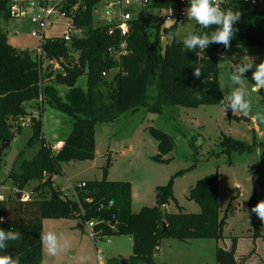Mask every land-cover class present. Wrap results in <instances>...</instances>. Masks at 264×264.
<instances>
[{
  "label": "trees",
  "instance_id": "16d2710c",
  "mask_svg": "<svg viewBox=\"0 0 264 264\" xmlns=\"http://www.w3.org/2000/svg\"><path fill=\"white\" fill-rule=\"evenodd\" d=\"M101 1L66 0L68 10L78 4L74 24L81 29L82 36L73 37L69 44L62 38L49 39L45 43L47 57L60 60L64 70L52 78L51 73H40L38 64L28 51L18 50L8 43L2 23L10 18L9 1L0 0V146L6 139L10 140V145L21 133L19 120L29 114L28 104L39 102L40 98L72 118L70 133L58 139L63 141V145L55 151L44 137L41 116H32V135L26 148L14 160L9 178L22 193L29 183L38 181L31 190L33 197L23 200L15 193L13 197L0 198V217L4 218L0 228L21 233V239L9 242L3 252L18 258L20 264H43L40 233L44 231L43 220L46 218H75L84 226L87 220L95 219L99 222L94 229H101L103 236H130L131 255L125 260L113 258L108 264H155L156 248L164 238L182 241L226 238L223 230L227 213L221 214L217 172L202 177L190 189L189 198L199 204L200 211H167L165 215L161 206L169 205L171 200L178 202L173 195L172 179L156 188L155 206L134 212L132 183L108 179L106 175L110 162L103 168L102 179L85 180V186L76 187L77 199L65 198L61 189L55 186L54 176L62 173L63 162L94 158L97 124L114 122L124 113L140 108L162 113L165 105L198 107L220 104L224 96L219 65V54L225 49L222 44L212 43L204 52L197 49L182 53L183 40L174 38L169 43H163L164 36L177 33L179 24L161 29V21L152 26L142 10L129 22L130 29L125 37L128 54L115 59L108 50L119 45L124 37L114 23L94 26V9ZM180 4L181 0H150L148 5L162 9ZM227 8L242 12L239 22L234 25L238 31L231 46H264V6L251 8L239 0H230ZM214 30L215 26L204 29V32L210 34ZM198 63L205 66L199 79L193 76ZM116 67L119 71L107 80L106 75ZM84 73L87 74V89L77 85ZM56 84L67 86L64 97ZM152 87L156 89L154 93L150 92ZM228 117L249 121L248 117L237 116L230 109ZM150 132L159 142L160 153L153 158L167 161L162 154L174 148L172 136L155 127H150ZM35 144H39L36 154L25 158L26 149ZM219 145L221 152L230 155V163L233 152L243 154L257 147L264 152V142L247 144L226 135ZM2 155L3 152L0 153V168ZM234 198L232 196L231 200ZM250 204L254 206L252 199ZM164 222L166 230L163 229ZM252 226V237L264 239L260 230L261 221L255 213ZM238 240V237H232L228 249L218 246V264H241L236 257ZM254 252L255 248L250 251Z\"/></svg>",
  "mask_w": 264,
  "mask_h": 264
},
{
  "label": "rangeland",
  "instance_id": "374dc122",
  "mask_svg": "<svg viewBox=\"0 0 264 264\" xmlns=\"http://www.w3.org/2000/svg\"><path fill=\"white\" fill-rule=\"evenodd\" d=\"M108 1L119 0H102L97 4L93 14L94 26L116 23L125 11L135 17L142 10L147 22L154 26L161 22L159 16L164 12L162 9L143 5L141 0H132L129 5H115L111 15L102 18V12L107 10ZM169 26L170 24L165 22L161 29ZM2 27L7 34L8 43L14 48L33 53L38 46V39L32 35L36 26L30 20L10 17L8 21L2 23ZM193 29L191 21L179 24L175 39L183 40L189 32H193ZM62 31L63 28L57 29L59 35L63 33ZM48 33H52V30ZM172 40L169 35L163 37L164 44ZM248 58L259 64L264 60V46L234 45L219 54L220 82L224 96L234 87L230 77L236 65L246 62ZM57 62L58 60H54L50 63L46 60L43 75L51 73L53 78L58 72H63L62 66ZM118 71V67L110 71L106 75L107 80ZM245 76L244 87L252 105L251 112L246 116L249 121L229 118L228 111L225 113L221 104L198 107L165 105L162 113L148 112L144 108L124 113L114 122L97 124L94 158L63 162L62 173L54 176L56 187L63 188L62 193L68 192L67 197L75 199L70 189L71 184L102 179L103 168L110 162L106 175L108 179L132 183L134 212L140 211L143 207L155 206L156 188L166 185L171 179L173 195L178 202L171 200L168 211L198 212L199 204L189 198L190 189L202 177L217 172L221 214L227 213V223L223 230L226 238L220 240L200 238L188 241L164 238L161 242L162 249L156 254L155 260L163 261V264H218L216 261L218 245H231L232 237L240 238L238 245L240 254L250 250L254 246L252 239L244 237L253 234L251 199L254 206L260 200H264V152L261 147L243 154L233 152L230 163V155L221 152L222 148L219 145L224 135L247 144H253L254 141L264 142V122L254 119L257 113H264V90L252 91L254 82L251 80V70L245 73ZM77 85L87 89L86 73L79 77ZM56 87L64 97L67 86L56 84ZM155 91V87L150 89L151 93ZM30 107L33 110L29 113V119L32 116H41L43 134L49 145H54V142L70 133L72 118L69 115L53 108L46 101L31 102ZM21 127V133L17 134L3 151L0 168L2 198L15 196L17 188L9 178V173L18 153L26 148L27 141L32 135L31 126ZM150 127L158 128L172 136L174 148L162 154V158L167 161L153 158L160 152L159 142L151 134ZM38 149L39 144L26 149L25 158H32ZM181 170L185 172L178 173ZM37 184L38 181L29 183L25 193L33 197L31 190ZM232 196H235L233 200ZM43 230L62 233L71 242V248L66 253L56 256L48 255L43 248V264H81V258L83 264H108L112 258L124 259L132 252V241L128 236L110 237V243L105 240H93L88 227L85 225L84 228H80L75 218H46L43 220ZM260 230L264 234V222H261ZM259 252L264 257V241Z\"/></svg>",
  "mask_w": 264,
  "mask_h": 264
},
{
  "label": "clouds",
  "instance_id": "9594fccd",
  "mask_svg": "<svg viewBox=\"0 0 264 264\" xmlns=\"http://www.w3.org/2000/svg\"><path fill=\"white\" fill-rule=\"evenodd\" d=\"M188 3L189 6L184 9L187 19L195 21L196 24L205 29L215 26V30L210 34L208 32L202 34L189 32L183 39L181 52L184 53L185 50L195 51L197 49L200 52H204L212 43L222 44L225 49L230 48L231 41L236 31H238L234 25L239 22L242 12L239 9L233 10V8L222 9L218 0H188ZM171 11L172 9L168 11V14ZM175 35V32L169 34L170 38L173 39ZM204 67L203 64H195L193 76L199 79L203 74ZM250 70L251 80L254 82L252 91L259 92L264 90V60L259 64H255L252 59L248 58L246 62L237 64L230 77L234 87L220 100L225 113L230 109L232 113L248 116L251 112V101L244 87L245 73ZM254 119L264 122V113H257ZM251 212L255 213L261 222H264V200H260L253 206ZM3 222L4 218L0 217V223ZM20 239L21 233L18 230L9 229L5 231L0 228V264H20L18 258L3 252L9 246V242ZM40 242L50 256L66 253L71 248V242L68 238L62 233L58 234L54 231H42L40 233ZM81 264H83V258H81Z\"/></svg>",
  "mask_w": 264,
  "mask_h": 264
},
{
  "label": "built area",
  "instance_id": "2783aa9c",
  "mask_svg": "<svg viewBox=\"0 0 264 264\" xmlns=\"http://www.w3.org/2000/svg\"><path fill=\"white\" fill-rule=\"evenodd\" d=\"M9 1V14L10 17L14 18H25L30 20L35 26L36 30L32 32V35L38 39V46L35 50L28 51L32 58L38 64V68L40 73L43 75L42 70L46 67L45 61H57V59H49L47 57L46 51L44 49L45 43L49 39L56 40L57 38H62L67 44H69L73 37H81L82 31L81 29L77 28L74 24V18L76 16V10L78 8V4L73 5L69 10L66 9V0H8ZM240 3L244 5H248L251 8H262L264 6V0H239ZM143 5H148L150 0H141ZM230 0H218L220 7L222 9H226V6L229 4ZM132 3V0H119L117 2L108 1L107 10L103 12L105 17L111 15L112 8L118 4H125L129 5ZM189 6L188 0H181V4L178 7H170V8H162L164 12L159 16L163 23L167 22L170 25L173 24H181L186 21H191L194 25L193 32L194 34H202L204 33V29L198 24L195 23L193 20L187 19L184 9ZM172 9L171 13L168 14V11ZM133 16L125 11L121 15V18L118 22L114 23L116 28L120 31V34L124 37V39L120 42L117 46H111L109 48L110 55L115 59H120L122 56L128 54V44L125 39L127 36L129 29H130V20ZM174 20V21H173ZM112 23V22H111ZM63 28V33L59 35L57 33V29ZM49 30H52V33H48ZM50 34V35H49ZM59 65L60 60L57 62ZM62 66V65H61ZM63 68V67H62ZM42 103V98L39 99ZM19 124L21 126L27 125L30 126V119L21 118L19 120ZM52 146V145H51ZM52 148L56 151L54 146ZM86 185L85 181H81L78 183L71 184V191L75 199H77L76 187H83ZM64 191V189H61ZM63 196L65 198L69 196V193L64 192ZM23 200H28L30 196L23 192L21 195ZM112 203V201H111ZM99 221L95 219L87 220L85 225L89 229L90 236L93 240H109L110 237H106L101 235V229L96 231L94 226ZM158 247L156 248V251Z\"/></svg>",
  "mask_w": 264,
  "mask_h": 264
},
{
  "label": "crops",
  "instance_id": "0c3cea01",
  "mask_svg": "<svg viewBox=\"0 0 264 264\" xmlns=\"http://www.w3.org/2000/svg\"><path fill=\"white\" fill-rule=\"evenodd\" d=\"M102 18H105V16H104V14H103V12H102ZM30 104V105H29ZM28 104V111H29V113H30V111L31 110H33V108L32 107H30L31 106V103H29ZM24 118H28L29 119V114H27ZM50 142V141H49ZM51 143V142H50ZM55 144L53 145L52 144V146H54L55 147V149H60L61 147H62V145H63V141L62 140H58V141H56V142H54ZM111 180V179H110ZM76 183H78V182H76ZM56 186V185H55ZM62 189V188H61ZM15 191L17 192V189H15ZM133 191V190H132ZM24 192H25V190H24ZM0 198H2V197H0ZM168 209H169V205H167V211H168ZM77 220V219H76ZM78 226L80 227V228H84L85 226L78 220ZM262 233V232H261ZM127 236V235H126ZM112 237H114V236H112ZM128 238L132 241V239H131V237L130 236H128ZM244 238H251L252 239V242H253V244H254V246L250 249V250H247L246 252H244V253H239V248H238V245H239V241H240V238H239V240H238V244H237V251H236V257H237V260L241 263V264H264V257H262L261 255H260V252H259V249H260V245H261V243H263V241H264V239L263 238H256V239H254L253 237H252V234H250V235H248V236H245ZM106 242L107 243H110L111 242V240H110V238H109V240H106ZM218 246H221V247H223V248H225V249H228L229 247H230V245L229 246H227V244H225V245H221V244H219ZM218 248V247H217ZM253 248H255V252L254 253H250V251L253 249ZM162 249V243L160 244V246H158V250L156 251V253H155V255H154V261H155V264H163L164 262L162 261V262H158V261H156L155 259H156V254L158 253V252H160V250ZM131 255V254H130ZM129 255V256H130ZM128 256V257H129ZM161 256H162V254H161ZM127 257V258H128ZM116 259H122V258H119V257H115ZM127 258H124V260L125 259H127ZM113 259V258H112Z\"/></svg>",
  "mask_w": 264,
  "mask_h": 264
},
{
  "label": "water",
  "instance_id": "95a60500",
  "mask_svg": "<svg viewBox=\"0 0 264 264\" xmlns=\"http://www.w3.org/2000/svg\"><path fill=\"white\" fill-rule=\"evenodd\" d=\"M107 1V0H106ZM10 140L9 139H6L2 142L1 146H0V153H2L4 151V149L6 148V146L9 144ZM16 195H17V198H20L21 195H22V191L20 190H17L16 192ZM166 207L167 205L163 204L161 206V210H162V214L165 215L167 213V210H166ZM166 223L164 222L163 223V229L166 230Z\"/></svg>",
  "mask_w": 264,
  "mask_h": 264
}]
</instances>
